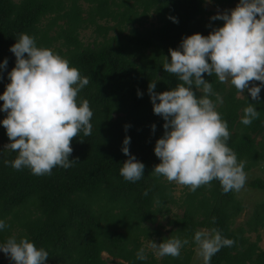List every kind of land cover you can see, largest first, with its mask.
<instances>
[{"label": "trees", "instance_id": "1", "mask_svg": "<svg viewBox=\"0 0 264 264\" xmlns=\"http://www.w3.org/2000/svg\"><path fill=\"white\" fill-rule=\"evenodd\" d=\"M208 1L225 7L237 0H0V63L5 58L8 61L0 69V95L16 63L10 47L21 33H27L37 47L53 50L89 78L77 99H87L94 113L91 135L85 137L81 132L72 140L70 159L79 160L68 169L56 167L51 175L36 176L27 168L18 171L5 164L18 154L4 150L10 141L2 124L7 113L1 110L0 220L10 225L0 230L2 243L13 235L12 230H18L17 240L27 237L49 253L47 264H191L197 246L195 232L216 228L235 243L223 247L210 264H264L260 246L264 177L249 183L261 191L263 199L238 226L234 224L244 210L243 202L235 191L224 193L214 180L195 192L188 188L181 202L184 212L169 221L174 228L168 234L154 227L158 216L170 212L168 205L176 200L172 185L151 174L160 163L154 148L164 134L165 121L153 111L148 85L157 80V93L174 88L179 81L163 68L165 60L171 59L169 49L179 48L185 36H207L223 26V20L211 19ZM153 13L157 21L146 26ZM45 17L49 22L41 27ZM92 25L97 37L85 44L81 31ZM204 76L223 97L217 110L228 123V146L238 162H244V171L264 167V87L257 104L250 94L237 99L234 86L220 83L215 75ZM249 103L255 104L260 116L246 126L240 121ZM260 135L263 139L258 140ZM126 136L131 138L130 152L145 164L144 176L137 182H128L119 174L128 159L122 152ZM251 233H256L255 239ZM173 237L189 241L180 257L159 260L153 252H145L147 259L136 258L142 239L161 243ZM0 264L9 263L0 260Z\"/></svg>", "mask_w": 264, "mask_h": 264}, {"label": "clouds", "instance_id": "2", "mask_svg": "<svg viewBox=\"0 0 264 264\" xmlns=\"http://www.w3.org/2000/svg\"><path fill=\"white\" fill-rule=\"evenodd\" d=\"M170 19L178 23L176 17ZM211 19L223 20L224 24L207 36L201 33L185 36L179 48L169 49L171 59L165 60L163 68L179 83L159 93L155 91L157 80L148 85L153 111L165 121L164 134L154 148L160 163L151 174L187 186L192 192L210 186L214 180L220 182L224 193L238 192L246 183L245 165L238 162L236 153L228 146L231 139L228 123L217 110L223 97L213 90L204 74L215 75L223 84L230 82L237 99L243 98L247 91L260 103L264 87V0H239L235 8ZM10 51L16 63L8 72L10 83L0 95L3 101L0 110L7 113L2 124L10 141L4 150L18 155L12 161L5 160V164L18 171L27 168L36 176L51 175L56 167H72L79 160L70 159L72 140L80 137L81 132L90 136L93 129L90 121L94 113L89 101L77 99L90 83L89 78L81 76L76 67L53 50L37 47L35 38L27 33L19 35ZM7 64L5 58L0 69ZM138 95L142 93L138 91ZM243 112L240 122L246 126L260 116L253 103ZM155 128L153 124V132ZM130 140L129 136L123 140L122 152L128 159L119 174L128 182H137L144 176L145 164L130 152ZM7 227L10 225L0 220V230ZM193 240L203 264H210L223 247L235 243L216 228L197 230ZM188 243V239L173 237L159 244L152 240L149 247L157 258H178ZM0 251L15 264H47L49 257L43 247L38 248L27 237L17 240L14 235L0 243ZM136 258L147 259L144 248L136 253Z\"/></svg>", "mask_w": 264, "mask_h": 264}, {"label": "rangeland", "instance_id": "3", "mask_svg": "<svg viewBox=\"0 0 264 264\" xmlns=\"http://www.w3.org/2000/svg\"><path fill=\"white\" fill-rule=\"evenodd\" d=\"M239 3V0L235 1L232 4H227V6L225 7H216L214 6V4L211 1H208L206 3V7L208 12L210 13V16L213 17L214 15H217V13H223L225 11L231 10L233 8L236 7V5ZM82 4L84 5L85 8H87V3L82 1ZM85 17H87V14H84ZM156 16L153 13L147 20L146 22V26H149L151 23L156 22ZM49 22V17H45L42 19L41 22V27L46 26V24ZM59 23H63V21H59ZM100 23H104L105 21H101ZM111 34H114V32H111ZM97 37V33L95 32V26L92 25L91 27L82 30L81 31V39L83 40V42L85 44H89L92 43L95 38ZM101 39V38H99ZM229 83H227V85H229ZM245 96L243 98H245L248 94V92L245 91ZM2 103H0V109H2ZM1 112V110H0ZM258 140L263 139V136L260 135L257 137ZM246 173V183L244 185V187L240 190V191H235L237 197L243 202L244 204V210L243 212L240 214V216L236 219L234 226H238L242 223H244L249 217L251 212L254 210V207L258 204V202H260L263 199V195L261 193V191L257 190V189H253L252 187L249 186V183L251 182V180L255 179L256 177H264V167H255L249 171H245ZM166 180V179H165ZM167 184L172 185V189H173V196L176 200L175 203H170L168 206L170 208V212H166V214H160L158 216L159 221L154 224V227L159 226V228L162 229L163 232H165L166 234H168L173 228V225H170L169 221L173 218H175L176 216H181L182 213L184 212V208L181 207V202L183 199L186 198V194L188 191V187L187 186H183V185H179L175 182L169 183L166 180ZM205 229V228H202ZM12 234L18 238V230H12L11 231ZM261 234V242H260V246L264 248V227L261 229L260 231ZM12 235V236H13ZM250 237L252 239L256 238V233H251L249 234ZM156 243L159 244V240L156 239L154 240ZM152 242V240H147V239H142V248H144L145 252H153L150 247L149 244ZM0 243H2V240L0 239ZM154 254V253H153ZM155 255V254H154ZM104 257H108V253L104 252L103 253ZM163 258V257H162ZM162 258H158L159 260H161ZM0 260H2L5 263H9L12 264L13 261H11L7 256H5V254L0 251ZM159 264V263H157ZM191 264H203V259L202 257H200L197 253V246L194 247V255L191 261Z\"/></svg>", "mask_w": 264, "mask_h": 264}]
</instances>
